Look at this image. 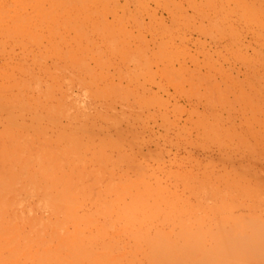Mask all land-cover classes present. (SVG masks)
Segmentation results:
<instances>
[{
	"label": "rangeland",
	"instance_id": "rangeland-1",
	"mask_svg": "<svg viewBox=\"0 0 264 264\" xmlns=\"http://www.w3.org/2000/svg\"><path fill=\"white\" fill-rule=\"evenodd\" d=\"M261 234L264 0H0V264H264Z\"/></svg>",
	"mask_w": 264,
	"mask_h": 264
},
{
	"label": "bare ground",
	"instance_id": "bare-ground-1",
	"mask_svg": "<svg viewBox=\"0 0 264 264\" xmlns=\"http://www.w3.org/2000/svg\"><path fill=\"white\" fill-rule=\"evenodd\" d=\"M52 3H53V2H52ZM66 8H67V7H66ZM249 227H250V226H249ZM251 227H252V226H251ZM256 227H257V226H256ZM256 227H254V229H255ZM258 227H259V226H258ZM247 229H248V227H247ZM256 229H257V228H256ZM245 230H246V229H245ZM248 230H249V229H248ZM250 230H251V229H250ZM250 230H249V231H250ZM252 230H253V229H252ZM257 230L260 231L259 229H257ZM257 230H256V231H257ZM220 231H223V230H220ZM216 232L220 233L219 231H216ZM252 232H253V231H252ZM260 232H261V231H260ZM260 232H259V233H260ZM262 232H263V231H262ZM231 233H232V232H231ZM252 234H253V233H252ZM218 235H219V234H218ZM257 235H258V234H257ZM261 235H262V234H261ZM261 235H260V237L263 238V241H264V237H263L264 234H263L262 236H261ZM244 236H245V235H244ZM244 236H243V237H244ZM258 236H259V235H258ZM229 237H230V236H229ZM229 237H228V238H229ZM231 237H232V234H231ZM236 237H237V235H236ZM239 237H240V236H239ZM253 237H254V236H253ZM260 237H259V241L257 242V243H258V246H259L260 244L262 245V243H263V241L260 240ZM226 238H227V237H226ZM233 238H234V237H233ZM250 238H252V237H250ZM250 238H249V239H250ZM254 238H255V237H254ZM254 238H253V239H254ZM236 239L238 240V241L236 240L237 243L240 244V241H239L240 238L237 237ZM244 239H246V238L244 237L243 240H244ZM249 239H247V241H248ZM256 239H257V236H256ZM256 239H255V240H256ZM145 240H146V239H145ZM171 240H172V239H171ZM185 240H186V239H185ZM234 240H235V239H234ZM241 240H242V238H241ZM158 241H159V240H157V242H158ZM166 241H167V240H166ZM166 241H165V244H166V246H168L169 241H168L167 243H166ZM181 241H182V240H181ZM225 241H228V242H227V244H228V243H230L232 240L230 239V242H229V240L226 239ZM244 241H246V240H244ZM250 241H251V240H250ZM219 242H220V241H219ZM219 242H218V244H219ZM233 242H234V241H233ZM255 242H256V241H255ZM255 242H253V243H255ZM259 242H261V243H259ZM237 243H235V244H237ZM253 243H252V244H253ZM157 244H158V243H157ZM160 244H161V243H160ZM160 244H159V245H160ZM163 244H164V243H163ZM176 244H177V243H176ZM248 244H250L249 246L252 245L250 242H249ZM248 244H247V243L244 244V242H243V243L240 244L241 246L238 245V244L236 245V247L232 246V251H234V253H235V252H236V248H237V246H238L240 249L237 248V252H239V251L241 252V251H242V250H241V247L244 248V247H245L246 245H248ZM155 245H156V244H155ZM243 245H244V247H243ZM253 245L256 246V247H255L256 249H255V248H252V249H251V247L246 246L245 249H243V251H244V250H246V251H244V252L242 251L241 253H244L245 255H248V254H246V253H251L250 256H252L253 254H254V255L257 254V253H255V251H254V252H252V251L250 252V251H249L250 249H251V250H254V249L257 250V247H258L257 244L255 243V244H253ZM253 245H252V246H253ZM261 245H260V246H261ZM157 246H158V245H157ZM160 246H161V245H160ZM166 246H165V247H166ZM169 246H170V247H168V251H167V253L170 251L169 248H171L172 245L170 244ZM174 246H175V245H174ZM224 246H225V245H224ZM224 246H222V247L224 248ZM158 247H159V246H158ZM172 247H173V246H172ZM176 247H178L177 249H179L180 246H179V245H176ZM211 247H212V246H211ZM211 247H210V248H211ZM225 247H226V246H225ZM227 247H228V246H227ZM153 248H154V247H153ZM155 248H156V247H155ZM159 248H161V247H159ZM185 248H186V247H185ZM212 248H213V247H212ZM217 248H218V247H217ZM223 248H221V249H223ZM233 248H235V250H233ZM247 248H250V249H247ZM40 249H41V248H40ZM157 249H158V248H157ZM166 249H167V247H166ZM182 249H183V248H182ZM182 249H181V250H182ZM259 249H260V248H259ZM262 249H263V247H262ZM152 250H153V249H152ZM171 250H172V251H175L174 248H173V249L171 248ZM194 250H197V249L195 248ZM199 250H200V249H199ZM224 250H225V248H224ZM224 250H223V251H224ZM15 251H16V250H15ZM190 251H191V250H190ZM216 251H217V250H216ZM227 251H228V249H227ZM248 251H249V252H248ZM112 252H113V251H112ZM177 252H178V251H177ZM179 252H180V251H179ZM198 252H199V251H198ZM221 252H222V251H221ZM225 252H226V251H225ZM229 252H230V251H229ZM256 252H257V251H256ZM155 253H156V252H155ZM188 253H190V252H187V254H188ZM194 253H195V254H194ZM194 253L192 252V254H194V256H195V255H196V252H194ZM217 253H218V252H217ZM223 253H224V252H223ZM156 254H157V253H156ZM165 254H166V252H165ZM169 254H171L170 256H173V257L175 256V255H172V253H170V252H169ZM177 254H178V253H177ZM192 254H191V255H192ZM220 254H222V253L219 252V255H220ZM152 255H154V253H152ZM182 255H186V254H183V252H182ZM204 255H205V254H204ZM212 255H213V256H216V254H215V255L212 254ZM237 255H240V254H236V255H235L236 257H238L237 259H239L241 256H242V257L244 256L243 254L240 255V257L237 256ZM154 256H155V255H154ZM159 256H160V255H159ZM167 256H168V255H167ZM170 256L168 257V259H169V258H170V259L172 258V257H170ZM178 256H180V255H178ZM188 256H189V254L187 255V257H188ZM192 256H193V255H192ZM192 256H191V258L194 257V256H193V257H192ZM205 256H208V255L206 254ZM205 256H203V257H205ZM210 256H211V255H209V257H210ZM227 256H228V255H227ZM227 256H226V257H227ZM52 257H53V256H52ZM73 257H75V256H73ZM160 257H161V256H160ZM175 257H176V256H175ZM180 257H181V256H180ZM183 257H184V256H183ZM187 257H185L186 260H184V261H183V258H182V262H184V263L186 262V263H187ZM216 257H218V256H216ZM230 257H231V256H230ZM230 257H228V258H230ZM236 257H234V258H236ZM244 257H245V256H244ZM49 258H50V257H49ZM154 258H155V257H154ZM224 258H225V257H224ZM231 258H232V257H231ZM157 259L161 260V258H157ZM157 259L155 258V261H157ZM174 259H175V258H174ZM201 259H202V258H201ZM203 259H204V258H203ZM214 259H215V257H214L213 259H212V257H211V261H212V260L215 261ZM226 259H227V258H226ZM232 259H233V258H232ZM244 259H245V258H244ZM259 259H260V258H258V260H259ZM49 260H50V259H49ZM52 260H53V259H52ZM60 260H61V258H60ZM159 260H158V261H159ZM176 260H178V257H177V259H175V261H176ZM199 260H200V259H199ZM206 260H207V258H206ZM216 260H217V259H216ZM219 260H220V259H219ZM228 260H229V259H228ZM234 260H235V259H234ZM234 260H233V262H234ZM249 260H250V259H249ZM255 260H257V259L255 258ZM255 260L253 259V261H255ZM260 260H261V259H260ZM260 260H259V261H260ZM33 261H34V260H33ZM170 261H172V260H169V262H170ZM188 261L190 262V260H188ZM213 261H212V262H213ZM221 261H222V262H221ZM221 261H220L221 263H219V264H231V263H229V262H232V261L229 260L228 263H227V262L225 263V261H226L225 259H224V260L221 259ZM50 262H51V261H50ZM167 262H168V261H167ZM179 262H180V260H179ZM189 262H188V264H189ZM196 262H197V261H196ZM241 262H242V261H241ZM248 262H250V261H248ZM159 263H161V262H159ZM159 263L154 262V264H159ZM164 263H165V262H164ZM193 263H194V262H193ZM200 263H201V262H200ZM203 263H204V262H203ZM263 263H264V262H263ZM18 264H19V263H18ZM35 264H36V263H35ZM44 264H45V263H44ZM161 264H162V263H161ZM179 264H183V263H179ZM190 264H192V261H191ZM194 264H195V263H194ZM196 264H198V263H196ZM201 264H202V263H201ZM208 264H211V263L209 262ZM213 264H214V262H213ZM215 264H217V263H215Z\"/></svg>",
	"mask_w": 264,
	"mask_h": 264
}]
</instances>
